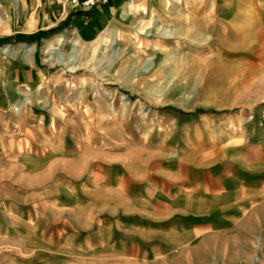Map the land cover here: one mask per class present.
I'll return each mask as SVG.
<instances>
[{
    "label": "rangeland",
    "instance_id": "1",
    "mask_svg": "<svg viewBox=\"0 0 264 264\" xmlns=\"http://www.w3.org/2000/svg\"><path fill=\"white\" fill-rule=\"evenodd\" d=\"M67 4L75 5L0 0V215L7 221L16 212L28 223L36 212L47 219L53 189L58 203L70 205L99 195L97 181L117 167L202 163L229 146L262 154L264 0H124L90 37L57 21ZM253 207L229 217L234 224L224 232L200 238L213 248L169 251L146 264H264V202Z\"/></svg>",
    "mask_w": 264,
    "mask_h": 264
},
{
    "label": "crops",
    "instance_id": "2",
    "mask_svg": "<svg viewBox=\"0 0 264 264\" xmlns=\"http://www.w3.org/2000/svg\"><path fill=\"white\" fill-rule=\"evenodd\" d=\"M123 2L107 0L88 9L67 4L64 11H57V21L61 26L69 21L72 33L90 37ZM31 45L17 46L28 50ZM259 148L262 154L257 158L251 157L248 147L242 151L229 146L202 163L176 160L158 171H147L143 163L128 165L124 171L117 167L118 174L109 171L107 178L97 181L95 191L101 194L85 193L83 201L71 205L58 203L53 189L45 220L38 212L30 223L24 221L22 213H11L9 221L7 215H0V249L5 250L0 264H52L55 254L58 263L146 264L165 261L169 251L213 248L200 245V238L224 232L234 224L229 217L239 216L251 206L261 207L264 202V136ZM38 227L43 230L41 236ZM24 250L30 253L28 257H23ZM39 254L47 259L39 258Z\"/></svg>",
    "mask_w": 264,
    "mask_h": 264
},
{
    "label": "built area",
    "instance_id": "3",
    "mask_svg": "<svg viewBox=\"0 0 264 264\" xmlns=\"http://www.w3.org/2000/svg\"><path fill=\"white\" fill-rule=\"evenodd\" d=\"M107 0H67L70 4L78 5L82 8H91L97 3H105Z\"/></svg>",
    "mask_w": 264,
    "mask_h": 264
},
{
    "label": "bare ground",
    "instance_id": "4",
    "mask_svg": "<svg viewBox=\"0 0 264 264\" xmlns=\"http://www.w3.org/2000/svg\"><path fill=\"white\" fill-rule=\"evenodd\" d=\"M110 32V31H109ZM110 36V35H109ZM108 37V36H107ZM111 37H112V34H111ZM110 39V38H109ZM113 38H111V41H108V44H109V46H111V44L113 43ZM108 44H107V46H108ZM20 47H24V46H17V47H15V50H17V49H19ZM62 60V59H61ZM73 59H67V58H65V61H66V63L68 62H70V61H72ZM75 60V59H74ZM73 60V61H74ZM71 63H73V62H71Z\"/></svg>",
    "mask_w": 264,
    "mask_h": 264
}]
</instances>
